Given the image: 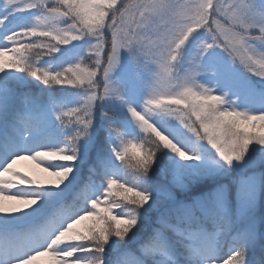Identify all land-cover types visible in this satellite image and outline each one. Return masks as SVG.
<instances>
[{
  "label": "snow or ice",
  "instance_id": "snow-or-ice-1",
  "mask_svg": "<svg viewBox=\"0 0 264 264\" xmlns=\"http://www.w3.org/2000/svg\"><path fill=\"white\" fill-rule=\"evenodd\" d=\"M40 257L264 264V0H0V264Z\"/></svg>",
  "mask_w": 264,
  "mask_h": 264
},
{
  "label": "trees",
  "instance_id": "trees-1",
  "mask_svg": "<svg viewBox=\"0 0 264 264\" xmlns=\"http://www.w3.org/2000/svg\"><path fill=\"white\" fill-rule=\"evenodd\" d=\"M16 167L22 172L26 173L33 178L48 181L52 178L47 175V173H44L40 171V169L36 168L32 162L30 161H20L17 163ZM118 198V197H117ZM36 264H49V258L48 257H40L36 261Z\"/></svg>",
  "mask_w": 264,
  "mask_h": 264
}]
</instances>
